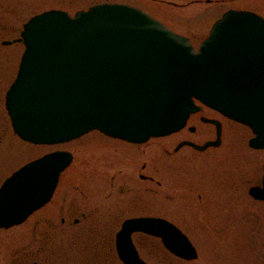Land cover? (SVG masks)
<instances>
[{
	"label": "water",
	"instance_id": "water-1",
	"mask_svg": "<svg viewBox=\"0 0 264 264\" xmlns=\"http://www.w3.org/2000/svg\"><path fill=\"white\" fill-rule=\"evenodd\" d=\"M24 52L6 95L14 132L24 141L54 145L92 130L131 143L182 129L199 110L194 99L252 129L249 146L264 149V20L229 10L196 51L189 40L142 10L102 3L73 16L49 10L31 17L20 38ZM9 43L4 42L3 45ZM196 145L197 151L220 144ZM192 130V128H190ZM72 155L56 151L23 166L0 188V227L22 223L47 203ZM248 194L264 200L262 186ZM161 239L173 255L197 258L188 237L161 218L123 222L116 249L123 264H147L132 234Z\"/></svg>",
	"mask_w": 264,
	"mask_h": 264
},
{
	"label": "rangeland",
	"instance_id": "rangeland-1",
	"mask_svg": "<svg viewBox=\"0 0 264 264\" xmlns=\"http://www.w3.org/2000/svg\"><path fill=\"white\" fill-rule=\"evenodd\" d=\"M102 2L140 8L173 31L191 36L195 48L228 8L264 10V0H0V108L4 110L0 121L4 117L7 127V130L0 128L5 146L3 154L0 150V182L13 169L34 158L69 150L73 160L60 175L52 204L64 195L77 200L83 209L90 206L84 203L91 201L97 202L100 209L116 213L112 229L96 233L82 229L77 241L73 238L78 230H70L64 245L54 241L52 248L40 254L34 250L37 245L33 243L31 219L2 230L1 264H122L116 254L110 259H98L97 248L101 244L98 246L97 241L114 240L124 219L145 214L162 216L175 223L198 253L196 260H182L169 253L157 239L135 233L133 241L149 264H264V201L254 200L248 194L249 186L261 180L264 149L249 148L252 133L244 125L203 108L205 116L218 119L222 125L219 146L203 152L187 146L175 150L182 140L203 144L214 139V129L194 115L183 131L137 146L123 145L93 131L59 145H32L13 133L4 109V92L14 78L23 50L21 43L12 42L19 37L22 24L46 10L60 9L73 15ZM4 42L9 44L3 45ZM191 126L195 130L189 131ZM140 173L151 181H141ZM112 177L126 178L136 191L131 197L116 198L111 206L110 199L101 194L107 192ZM106 248L101 245V249Z\"/></svg>",
	"mask_w": 264,
	"mask_h": 264
},
{
	"label": "flooded vegetation",
	"instance_id": "flooded-vegetation-1",
	"mask_svg": "<svg viewBox=\"0 0 264 264\" xmlns=\"http://www.w3.org/2000/svg\"><path fill=\"white\" fill-rule=\"evenodd\" d=\"M195 1H200V0H195ZM205 1H209V0H205ZM182 6H184V5H182ZM228 9H235V8H228ZM237 10L251 11V12H254V13H256V14H258L264 18V10L259 11L258 9H255L253 7H243V8H238ZM183 36L188 37L190 39V42H191V39H192L191 36L186 35V34H183ZM18 65H19V63L17 64V67H18ZM15 75H14V78H15ZM14 78L12 79V81L8 85L6 91L4 92V109H5L6 92L9 89ZM202 111H203V108L199 112H197L193 115L197 116L199 121L202 124H204L201 121V118L207 117V116H205L202 113ZM0 113L2 114V116H4V110L1 111V108H0ZM207 118L215 119L213 117H207ZM205 125L211 126L214 129V138H215V132H216L215 126L212 124H205ZM1 127L3 128V130L4 129L7 130V127H5V125H4V117H3V121H0V128ZM10 127H11V124H10ZM183 130H184V128L181 131H183ZM193 130H195V128ZM104 137H106V136H104ZM107 138H109V137H107ZM109 139L114 140V141L118 140V139H113V138H109ZM210 140H212V139H210ZM118 141L123 142V145H130V146L140 145V144H131V143H128V142H125L122 140H118ZM182 141H186V140H182ZM3 144H4V139L0 137L1 154H3V152L5 151V146ZM66 151H69V150H66ZM72 155H73V153H72ZM34 159H36V158H34ZM34 159H32V160H34ZM20 167L21 166H18V168H20ZM18 168L13 169L8 175H6L5 178L0 182V186ZM142 169H144V165L142 166ZM138 177L141 181H151V178L146 177L145 175H143L141 173L138 175ZM128 183L129 182H127V179L124 177H122V178L119 177V178H117V180H115V177H112L111 181L108 183L107 192L103 193L101 195H105V197H107V199H110L108 201H109V204H111V206H112L113 202L116 201V198H120V197L124 198V197L133 196V192L136 190H135V188H132ZM59 185H60V177H59L57 186H56L54 193H53L52 197L50 198V200L45 205H43L39 209L35 210L25 220V221H27V220L31 219V221H32L31 224H32V230H33V235H32L33 236V243L37 245V247H35V249H34L36 254H40L42 250L46 251L48 249V247H49V249L52 248L54 241L59 245H61V244L64 245L66 242V239H68L67 237L69 235L70 230H73V229L78 230V232L75 233L76 235L73 238L74 241H77L80 239V236H82L81 235L82 229L92 230L94 232V231L102 230V229H112V227L115 225V222H116L115 221L116 220L115 214L116 213L114 211H111V212L108 211L109 210L108 208H101L100 209L97 202H91V201L85 202L84 204H86V205L88 204L90 206H88V207L86 206L87 209H83L80 207L79 202L77 200L67 199L63 195L61 197L60 201L58 203H56L55 205H53L54 203L52 204V201L54 200V198L56 196L57 190L59 189ZM255 185H260V182L258 184H253L251 186H255ZM200 197H201V195L198 196V198H200ZM83 198L86 199L84 196H83ZM207 213L210 214L211 212H207ZM137 217H160V218H164L162 216H155L154 214L136 215V216H131V217L124 219L121 222V225L125 220L130 219V218H137ZM173 224L175 226H177L175 223H173ZM121 225H120V227H121ZM2 230H5V229L0 227V231H2ZM94 233H96V232H94ZM155 239H157V238H155ZM157 240L160 242L159 239H157ZM97 243H98V246L100 244L107 246L106 249H101V245H100V247L97 248V256L96 257L98 259H110L113 256L115 257V254H116L115 238H114V240L111 238H109V239L101 238V239H98ZM113 244H114V247H113ZM135 247H136L138 254L141 257L140 251H139L136 244H135ZM14 258H13V260L15 261L17 258L19 259V256H17L16 259H14ZM143 260H145V259H143ZM1 263H2V260H0V264ZM32 264H38V263L33 262Z\"/></svg>",
	"mask_w": 264,
	"mask_h": 264
},
{
	"label": "bare ground",
	"instance_id": "bare-ground-1",
	"mask_svg": "<svg viewBox=\"0 0 264 264\" xmlns=\"http://www.w3.org/2000/svg\"><path fill=\"white\" fill-rule=\"evenodd\" d=\"M17 70V69H16ZM16 73V72H15Z\"/></svg>",
	"mask_w": 264,
	"mask_h": 264
}]
</instances>
